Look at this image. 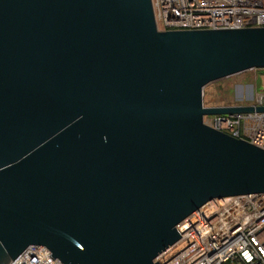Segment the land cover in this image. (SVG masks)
Wrapping results in <instances>:
<instances>
[{
    "label": "water",
    "instance_id": "water-1",
    "mask_svg": "<svg viewBox=\"0 0 264 264\" xmlns=\"http://www.w3.org/2000/svg\"><path fill=\"white\" fill-rule=\"evenodd\" d=\"M264 69V27L157 30L151 0H0V264H161L214 199L264 195V150L203 90ZM60 263V264H61Z\"/></svg>",
    "mask_w": 264,
    "mask_h": 264
},
{
    "label": "built area",
    "instance_id": "built-area-1",
    "mask_svg": "<svg viewBox=\"0 0 264 264\" xmlns=\"http://www.w3.org/2000/svg\"><path fill=\"white\" fill-rule=\"evenodd\" d=\"M151 5L159 31L264 27V0H151ZM249 102L248 107H264V91ZM203 124L264 150V113L204 116ZM193 217L198 222L157 258L161 264H264V195L211 200L176 228ZM60 263L42 246H29L10 261Z\"/></svg>",
    "mask_w": 264,
    "mask_h": 264
},
{
    "label": "rangeland",
    "instance_id": "rangeland-1",
    "mask_svg": "<svg viewBox=\"0 0 264 264\" xmlns=\"http://www.w3.org/2000/svg\"><path fill=\"white\" fill-rule=\"evenodd\" d=\"M264 91V69H252L207 85L203 90L204 107L250 104L253 95Z\"/></svg>",
    "mask_w": 264,
    "mask_h": 264
}]
</instances>
